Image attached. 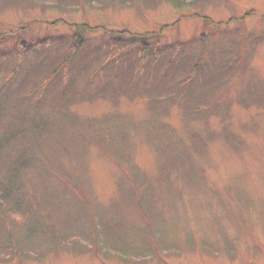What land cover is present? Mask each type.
I'll return each mask as SVG.
<instances>
[{
	"label": "rangeland",
	"instance_id": "374dc122",
	"mask_svg": "<svg viewBox=\"0 0 264 264\" xmlns=\"http://www.w3.org/2000/svg\"><path fill=\"white\" fill-rule=\"evenodd\" d=\"M71 23L100 27L82 32L75 86L37 111L12 96L48 124L0 153V181L7 153L33 157L20 205L0 196V264H264V0H0V47L41 41L34 60L56 63ZM104 28L168 54L179 40L180 59L123 50L101 70Z\"/></svg>",
	"mask_w": 264,
	"mask_h": 264
},
{
	"label": "trees",
	"instance_id": "16d2710c",
	"mask_svg": "<svg viewBox=\"0 0 264 264\" xmlns=\"http://www.w3.org/2000/svg\"><path fill=\"white\" fill-rule=\"evenodd\" d=\"M209 18V17H206ZM219 23V22H217ZM222 24V23H219ZM70 26L75 27L74 34L72 35L71 48L75 49L74 53H69L71 50H66V56H62L58 61L56 59L51 60L48 55L45 56L43 60H34L35 57L42 56L43 53L39 52L38 47L40 46L41 41L26 42L23 38L18 39L19 42L12 47L11 49L7 47H0V125L2 123V117L5 118V113L10 114L11 117L9 119V130L2 129L0 130V153H4L5 148L9 144H20L23 139L27 138V134L32 135V129L29 127L42 128L40 122H44L43 125L48 124L47 120L37 121L34 118H31L28 108H20L14 104V99L12 100V96L18 94L19 102H27L29 104H36L33 111H37V109H41V106L48 102V97L46 96L44 90L50 88L56 83H60L62 79L73 80L74 86L76 77L75 68L79 67L82 59H75L78 53L83 52L86 48V37L82 33L84 29L96 31L100 27L95 26L92 27L88 23L83 24H70ZM103 38L101 39V43L99 42L95 48L98 49V54L100 55L99 50H102V45L107 46V55H104V59L102 64L99 65V68L105 69L107 65L110 64L111 59L114 55L120 54L119 52L123 50H134L138 52L140 58L142 60H150L153 59V62L158 61L161 57L166 58L165 55L168 54V51L165 52V48L160 47L158 41L155 39V42L152 43L153 33H131L128 30H112V29H103ZM2 38V37H1ZM2 40V39H0ZM53 40L52 37H48L46 39L47 42H51ZM1 43V42H0ZM183 45L179 40L175 41L171 45V52L167 55L168 61L171 63L175 59H180L179 52L182 51ZM33 47L34 51L32 52V56L29 59V64H26V59L28 58V51ZM84 55H82L83 58ZM77 60L78 63H75ZM53 62V63H52ZM83 63V61H82ZM52 66V70H49V67ZM48 69L49 73L45 74L44 77L38 79L37 77L42 73L44 69ZM77 70V69H76ZM200 70V61L193 65L187 76L180 79L182 84L190 91L192 95L194 93L196 80L194 76H197ZM73 71V77H66L69 72ZM79 75V73H78ZM74 88V87H73ZM195 88V89H194ZM20 92V93H19ZM25 93V94H24ZM59 93V92H58ZM61 94H64V91H61ZM38 95V96H37ZM60 96V95H59ZM34 99V100H31ZM191 99H194L193 97ZM10 102L9 106L12 110H7V102ZM32 105V106H33ZM30 106V107H32ZM16 107H18L17 110ZM32 110V109H31ZM9 151V150H8ZM16 154L14 157H10V154L5 152L7 156L8 170L9 175L6 177V180L0 181V196L5 197L6 199L14 197L18 200L16 206L20 205L18 195L19 188L21 183L20 177L24 170L30 166L31 160L33 159L32 155L28 153V151L15 149ZM10 158V159H9ZM9 160V161H8ZM13 202L16 201L13 199Z\"/></svg>",
	"mask_w": 264,
	"mask_h": 264
}]
</instances>
